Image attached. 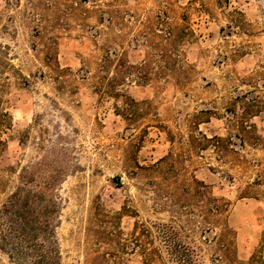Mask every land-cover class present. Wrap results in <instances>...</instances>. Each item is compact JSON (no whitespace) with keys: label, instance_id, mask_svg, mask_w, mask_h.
<instances>
[{"label":"rangeland","instance_id":"obj_1","mask_svg":"<svg viewBox=\"0 0 264 264\" xmlns=\"http://www.w3.org/2000/svg\"><path fill=\"white\" fill-rule=\"evenodd\" d=\"M20 186L52 264H264V0H0V264H42Z\"/></svg>","mask_w":264,"mask_h":264},{"label":"trees","instance_id":"obj_2","mask_svg":"<svg viewBox=\"0 0 264 264\" xmlns=\"http://www.w3.org/2000/svg\"><path fill=\"white\" fill-rule=\"evenodd\" d=\"M26 191L23 186H20L16 192H14L10 198L6 201L4 206L2 207L4 214H12L13 216L9 217L11 220L9 222V233L7 236H19L18 239L22 241L23 246L19 247V254H26L24 251L28 249L29 252L37 251L38 260L37 262H41L42 264H52L54 256L56 254V246L49 240L50 231L48 229L49 223L47 221H41L37 218L35 214H33V210L30 207V202H32V197ZM50 210L46 209L45 212H49ZM2 213V212H1ZM140 227H144L140 223ZM155 228L162 233V238L165 243H170L173 241L174 243L180 245V241L174 239L173 230L174 227L171 224L166 223H156ZM11 233V234H10ZM41 233V242L43 243H35L37 239V235ZM7 236L2 237L5 242ZM21 244V245H22ZM31 255V254H30ZM148 257L144 262H149L150 254H147ZM177 257L178 264H184L186 261L184 255H179ZM191 260V259H190Z\"/></svg>","mask_w":264,"mask_h":264}]
</instances>
